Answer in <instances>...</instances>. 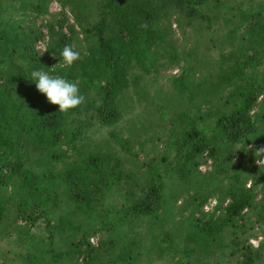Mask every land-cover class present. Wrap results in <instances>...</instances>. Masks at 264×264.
I'll return each mask as SVG.
<instances>
[{
  "label": "trees",
  "instance_id": "obj_1",
  "mask_svg": "<svg viewBox=\"0 0 264 264\" xmlns=\"http://www.w3.org/2000/svg\"><path fill=\"white\" fill-rule=\"evenodd\" d=\"M263 160L264 0H0V264H264Z\"/></svg>",
  "mask_w": 264,
  "mask_h": 264
},
{
  "label": "clouds",
  "instance_id": "obj_2",
  "mask_svg": "<svg viewBox=\"0 0 264 264\" xmlns=\"http://www.w3.org/2000/svg\"><path fill=\"white\" fill-rule=\"evenodd\" d=\"M58 59L57 64L62 60L63 66L70 69L81 59V53L66 44ZM29 81L46 97L48 103L59 106V112L68 113L76 110L85 101L79 84L64 75H51L49 71L36 69L31 71Z\"/></svg>",
  "mask_w": 264,
  "mask_h": 264
},
{
  "label": "rangeland",
  "instance_id": "obj_3",
  "mask_svg": "<svg viewBox=\"0 0 264 264\" xmlns=\"http://www.w3.org/2000/svg\"><path fill=\"white\" fill-rule=\"evenodd\" d=\"M49 10H50V12L51 13H54V14H58L60 11H61V8H60V6H59V4L56 2V1H52L50 4H49ZM174 73H176V72H174ZM182 201H180V203H181ZM215 202H213V203H211L207 208H206V210H211L214 206H215ZM245 236L243 235V238H244ZM260 238H250V240H249V244L254 248V249H256V248H258L259 247V244H260ZM3 247V249H5L6 247H7V245H5V244H3V242L2 243H0V247Z\"/></svg>",
  "mask_w": 264,
  "mask_h": 264
},
{
  "label": "built area",
  "instance_id": "obj_4",
  "mask_svg": "<svg viewBox=\"0 0 264 264\" xmlns=\"http://www.w3.org/2000/svg\"><path fill=\"white\" fill-rule=\"evenodd\" d=\"M262 165H264V160L261 162Z\"/></svg>",
  "mask_w": 264,
  "mask_h": 264
}]
</instances>
